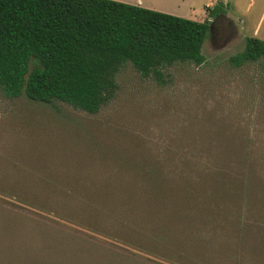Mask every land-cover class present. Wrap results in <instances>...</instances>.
Returning a JSON list of instances; mask_svg holds the SVG:
<instances>
[{"label": "rangeland", "instance_id": "rangeland-1", "mask_svg": "<svg viewBox=\"0 0 264 264\" xmlns=\"http://www.w3.org/2000/svg\"><path fill=\"white\" fill-rule=\"evenodd\" d=\"M158 3L161 13L200 22L206 7H220L209 18L201 66L175 65L162 83L125 66L96 115L0 92V264H264L252 259L262 229L254 226L257 207L245 201L226 216L215 208L185 209V220L202 216L187 223L172 214L180 211L173 205L131 213L118 199L92 209L57 198L141 195V187L129 186L140 175L137 165L160 163L167 171L214 165V132L233 133L264 163V61L239 69L227 63L247 37L264 40V0Z\"/></svg>", "mask_w": 264, "mask_h": 264}, {"label": "trees", "instance_id": "trees-1", "mask_svg": "<svg viewBox=\"0 0 264 264\" xmlns=\"http://www.w3.org/2000/svg\"><path fill=\"white\" fill-rule=\"evenodd\" d=\"M206 12L207 19L200 22L112 0H0V92L7 99L24 96L34 103H63L96 115L113 97L116 76L125 66L158 83L175 65L201 66L209 18L222 10L215 5ZM262 61L264 40L247 37L243 50L227 63L239 69ZM213 137L219 141L213 146L214 165L183 171L164 170L160 163L135 166L140 175L129 186L141 187L145 191L141 195L57 198L92 209L102 201L118 199V206L129 207L131 213L149 206L168 211L173 205L180 211L172 214L182 222H201V213L212 208L226 216V210L240 208L245 201L257 207L259 219L254 226L262 230L254 237L251 254L261 263L264 258L255 257L264 255L257 251L264 246V181L258 171L262 157H253L254 149L233 133L214 132ZM21 196L45 206L35 195ZM196 208L202 212L185 220V209Z\"/></svg>", "mask_w": 264, "mask_h": 264}, {"label": "crops", "instance_id": "crops-1", "mask_svg": "<svg viewBox=\"0 0 264 264\" xmlns=\"http://www.w3.org/2000/svg\"><path fill=\"white\" fill-rule=\"evenodd\" d=\"M112 1L121 2V3L129 4V5H135V6H139V7L150 9V10L157 11V12H164L161 9L162 7H159L158 0H148V1L146 0H112Z\"/></svg>", "mask_w": 264, "mask_h": 264}, {"label": "flooded vegetation", "instance_id": "flooded-vegetation-1", "mask_svg": "<svg viewBox=\"0 0 264 264\" xmlns=\"http://www.w3.org/2000/svg\"><path fill=\"white\" fill-rule=\"evenodd\" d=\"M222 15V14H221ZM220 16V15H219ZM216 17H218V16H216ZM210 29H211V26H210Z\"/></svg>", "mask_w": 264, "mask_h": 264}]
</instances>
